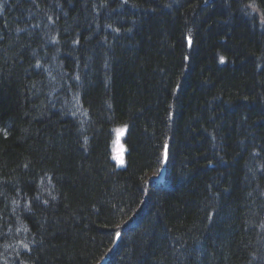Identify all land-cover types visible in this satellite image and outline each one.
Segmentation results:
<instances>
[{
  "label": "trees",
  "instance_id": "16d2710c",
  "mask_svg": "<svg viewBox=\"0 0 264 264\" xmlns=\"http://www.w3.org/2000/svg\"><path fill=\"white\" fill-rule=\"evenodd\" d=\"M0 264H264V0H0Z\"/></svg>",
  "mask_w": 264,
  "mask_h": 264
},
{
  "label": "rangeland",
  "instance_id": "374dc122",
  "mask_svg": "<svg viewBox=\"0 0 264 264\" xmlns=\"http://www.w3.org/2000/svg\"><path fill=\"white\" fill-rule=\"evenodd\" d=\"M122 136H123V132L122 131L118 132L116 142L114 145V157L116 161H118L119 163L122 162L123 155H124V149H123L122 141H121Z\"/></svg>",
  "mask_w": 264,
  "mask_h": 264
},
{
  "label": "water",
  "instance_id": "95a60500",
  "mask_svg": "<svg viewBox=\"0 0 264 264\" xmlns=\"http://www.w3.org/2000/svg\"><path fill=\"white\" fill-rule=\"evenodd\" d=\"M165 152H167V148H166ZM166 162H167V156H165V154H164V168L162 169L161 175L159 176V178H156V180H155L158 183H162L164 181Z\"/></svg>",
  "mask_w": 264,
  "mask_h": 264
},
{
  "label": "bare ground",
  "instance_id": "6f19581e",
  "mask_svg": "<svg viewBox=\"0 0 264 264\" xmlns=\"http://www.w3.org/2000/svg\"><path fill=\"white\" fill-rule=\"evenodd\" d=\"M165 150H166V149H165ZM167 150H168V146H167ZM163 167H164V160H163ZM156 178H158V177H155V178L153 179V182L158 183V182L155 181ZM119 239H120V235H118V237H117V239H116V242H117V243H118Z\"/></svg>",
  "mask_w": 264,
  "mask_h": 264
},
{
  "label": "snow or ice",
  "instance_id": "6c2138e0",
  "mask_svg": "<svg viewBox=\"0 0 264 264\" xmlns=\"http://www.w3.org/2000/svg\"><path fill=\"white\" fill-rule=\"evenodd\" d=\"M118 131H122V130H118ZM167 148V146H165ZM165 156H167V152H165Z\"/></svg>",
  "mask_w": 264,
  "mask_h": 264
}]
</instances>
